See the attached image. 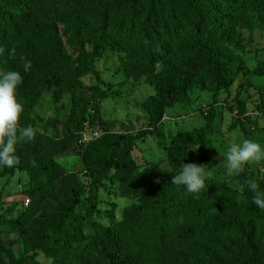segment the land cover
<instances>
[{"label": "trees", "instance_id": "16d2710c", "mask_svg": "<svg viewBox=\"0 0 264 264\" xmlns=\"http://www.w3.org/2000/svg\"><path fill=\"white\" fill-rule=\"evenodd\" d=\"M254 27H264V0H0V71L15 70L23 78L16 90L24 108L19 126L31 123L44 90L53 88L57 98L68 94L70 102L61 138L36 131L34 140L17 145V166L0 165V177L18 171L28 178L24 208L7 219L0 213V235L16 232L23 252L15 258L0 236V264H23L37 252L47 264H264V209L252 201L249 171L237 176L240 193L214 178L198 198L171 183L181 163L194 158L207 164L215 95L203 110L202 126L172 135L165 152L173 170L151 166L139 174L131 155L135 141L158 136L164 109L190 104L193 88L215 94L238 73L264 74V60L248 70L235 53L244 50L241 30ZM105 49L123 55L122 75L143 78L154 89L143 102L148 124L133 134L110 131L100 116L104 92L93 62ZM21 57L31 62L28 72ZM86 75L95 85L83 84ZM235 109L233 123H239L245 114L241 100ZM88 128L99 135L77 144ZM73 142L86 188L55 162ZM256 173L254 181L264 190V172ZM106 180L115 183L119 197L137 202L123 207L119 220L108 211L106 226L90 222L85 235L75 207L86 199L90 219L97 187Z\"/></svg>", "mask_w": 264, "mask_h": 264}, {"label": "rangeland", "instance_id": "374dc122", "mask_svg": "<svg viewBox=\"0 0 264 264\" xmlns=\"http://www.w3.org/2000/svg\"><path fill=\"white\" fill-rule=\"evenodd\" d=\"M241 34L244 50L241 53H235L245 69H255L264 60V27H254L250 31L241 30ZM65 50L70 53L66 45ZM122 59L121 53L105 49L93 62V68L101 80V83L97 84L98 89L104 92L99 110L101 119L108 124L110 131L133 134L139 129H144L148 124V115L143 102L154 94V89L143 78L132 80L122 75L119 67ZM159 68L160 66L157 65L156 69ZM81 80L87 87L96 83L88 75ZM77 94L86 95V91L78 90ZM213 95H215L214 120L211 132L205 138L208 162L204 165L193 158L184 164L195 163L204 165L207 169L216 167L212 178L229 186L237 193L241 192L243 188L241 179L237 178L238 175H229L227 171L225 153L231 143H240L244 139L252 140L264 147V74L249 75L245 78L238 73L226 90L219 89L215 94L207 89L193 88L189 93L190 104L178 103L164 109L158 124V136H145L133 144L131 155L137 165V173H149L151 166L166 171L173 170L166 160L165 148L177 131L199 128L204 124L203 110L208 107ZM236 100H241L245 107L244 117L240 118L239 123H233ZM69 105L68 94H62L57 98L53 88L44 90L37 100L31 123L27 127L30 126L35 131L53 139L61 138L64 135V123ZM87 130L91 129H84L82 133L89 135ZM95 131L99 135V131ZM78 150L79 146L76 142L71 143L64 153L56 157L55 162L66 173H75L80 183L86 188L88 178L77 155ZM182 165L183 163L176 169V173L181 171ZM263 165L264 162L258 165H246L240 173L249 171L252 180L258 179L259 175L256 171ZM102 183V187H97L96 212L90 219L85 214L86 199L75 207V214L81 219L82 231L85 235L91 232L90 222L106 226L108 211L112 213L115 220H119L122 208L137 202L136 197H119L115 183L108 180ZM27 187L28 178L23 172L15 171L10 176L0 177L2 203L0 213L4 219L9 217V212L14 216L24 208L27 198L23 190ZM0 236L4 246L11 250L15 258H18L23 249L17 233L3 232ZM48 261L37 252L34 258L24 261L23 264H47Z\"/></svg>", "mask_w": 264, "mask_h": 264}, {"label": "clouds", "instance_id": "9594fccd", "mask_svg": "<svg viewBox=\"0 0 264 264\" xmlns=\"http://www.w3.org/2000/svg\"><path fill=\"white\" fill-rule=\"evenodd\" d=\"M4 51L5 49L0 48V53ZM15 51V48H12L9 57L14 56ZM20 59L23 61V70L28 72L32 67L31 62L24 57ZM22 83L20 72L0 71V165L9 168L20 163V158L16 154L17 145L34 140L36 135L32 127L19 126L24 108L17 100L16 90ZM196 150L198 149L190 151ZM225 159L229 175H239L246 165H258L264 162V147L249 139H244L240 143L233 142L227 147ZM215 168L207 169L204 165L183 163L181 171L172 176L171 183L184 186L188 193L198 198V194L208 186L206 181L213 177ZM248 187L253 193V203L258 208L264 209V190H261L254 180L248 182Z\"/></svg>", "mask_w": 264, "mask_h": 264}, {"label": "built area", "instance_id": "2783aa9c", "mask_svg": "<svg viewBox=\"0 0 264 264\" xmlns=\"http://www.w3.org/2000/svg\"><path fill=\"white\" fill-rule=\"evenodd\" d=\"M87 131H89V135H85V134L81 133L79 139L77 140V144H84L87 141L97 137L96 131H94V130H87ZM259 171L261 173L264 172V165L259 169Z\"/></svg>", "mask_w": 264, "mask_h": 264}]
</instances>
